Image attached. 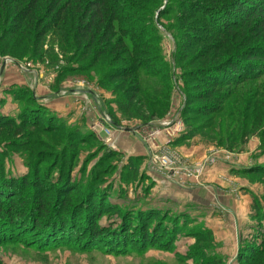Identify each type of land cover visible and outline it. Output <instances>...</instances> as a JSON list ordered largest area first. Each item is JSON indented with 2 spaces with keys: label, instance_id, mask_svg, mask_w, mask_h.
I'll use <instances>...</instances> for the list:
<instances>
[{
  "label": "rangeland",
  "instance_id": "374dc122",
  "mask_svg": "<svg viewBox=\"0 0 264 264\" xmlns=\"http://www.w3.org/2000/svg\"><path fill=\"white\" fill-rule=\"evenodd\" d=\"M167 2L165 0L164 3ZM154 27L162 34V40L159 43L161 60L150 57L154 62L153 70H170L176 89H172V105L168 114L148 124L137 118H124L113 104L120 91L121 80L105 86L101 78L106 74L101 76L96 71H93L96 75H61L68 64L61 61L56 65L54 62V53L59 54L55 43L46 44L48 53L44 60L23 53L24 46L28 45L25 40L15 46L20 58L0 56V117L16 118L23 108L30 105L24 101L32 96L31 92L33 98L46 108L69 97L75 100L73 106L79 107V111L76 109L71 116L58 113L57 118L66 121L59 132L44 133V119L36 127L29 122L23 123L20 134L16 128L0 126V179L20 180L27 173L26 164H34L38 159V172L45 169L42 180L45 183L50 181V184L46 183L48 193L42 198L49 202L54 200V206L59 203L65 213L63 217L58 216L52 229H46L42 218L35 216L31 225L39 228L32 227L28 233L16 237L17 226L7 223L3 216L5 213L0 212V264H264V135L251 134L246 143L239 142L234 149H228L230 140L233 143L240 141L241 132L237 129L242 128L238 126L239 121L244 118L249 126L254 122L256 125L257 116L251 112L247 120L246 115L236 119L230 117V110L227 111L223 105L221 115L188 123L186 118L194 114L185 113L188 96L182 90L198 94L205 89L193 91L195 81L181 78L182 71L174 57L177 43L159 24L154 22ZM22 76L30 82L36 81L37 86L34 90L25 87L29 93L20 102L9 93L13 87L9 91L4 88L9 81ZM239 90L245 106L247 99L260 98L264 102V74L245 83ZM10 104L14 109L9 111L10 116H6L4 113ZM87 106L103 110L115 125L128 128L148 129L171 120L181 122L182 135L167 147L170 157L181 170L171 180L163 181L181 188L184 201L201 194L211 202L213 210L203 211L200 207L193 211V207L179 203L152 209L150 205L146 207L147 198L150 195L156 197L151 190L159 178H154L155 182L149 179L145 175L147 166L142 169V163L133 173L127 167L128 160L120 156L110 157L97 140L73 137L70 147H66L67 152L61 154V149L66 146V132L72 129L85 132L89 128ZM215 106L220 109L222 104L215 103ZM260 110L264 116V107ZM208 125L207 130L197 132V128ZM209 159H215V162L205 164ZM198 163L202 164L199 175L185 169H193ZM62 165L65 171L72 165L75 184L67 189L61 188L54 180ZM52 181L55 183L51 184ZM91 183L93 187L88 192ZM244 187L252 189L254 194L246 192ZM98 188L100 194L97 193ZM35 189L32 187L30 193L34 200L41 194ZM58 191L63 193L58 194ZM0 201L7 209H13L10 205L15 202L19 208L18 204L21 205L23 200L21 196L8 198L1 194ZM151 210H155V215L145 219L142 214ZM70 216L72 221L68 218ZM145 223L148 229L142 234ZM93 231L99 234L96 239H91Z\"/></svg>",
  "mask_w": 264,
  "mask_h": 264
},
{
  "label": "trees",
  "instance_id": "16d2710c",
  "mask_svg": "<svg viewBox=\"0 0 264 264\" xmlns=\"http://www.w3.org/2000/svg\"><path fill=\"white\" fill-rule=\"evenodd\" d=\"M164 2L165 0H0V56L20 58L15 46L25 40L28 45L24 46L23 53L44 60L48 53V50L45 51L46 44L55 43L59 54L54 53V62L56 65L61 61L68 64L61 75L106 74L101 78L105 86L121 80L120 91L113 104L119 108L124 118H137L148 124L161 120L168 114L172 105V89H176L170 70H153L154 62L151 58L161 60L159 43L162 40V34L154 27L155 22L171 34L177 43L174 57L182 71L181 78L195 81L193 91L205 89V92L198 94L182 90L188 96L184 111L194 114L191 118H186V121L191 123L199 118L221 115L223 105H226L227 111L230 110V117L239 119V116L246 115L247 120L248 114L252 112L258 120L256 125L254 122L251 126L244 118L240 120L238 126L242 129H237L241 132L240 141H227L230 145L228 149H234L239 142L246 143L251 134L264 135V116L260 110L264 107V102L260 98L247 99L245 106L244 97L239 90L245 83L257 80L264 74V0ZM152 24L153 27L150 28L149 25ZM161 74L164 76L160 78ZM232 78L234 79L231 80ZM226 88L229 91L222 93ZM117 89L118 87L115 91ZM9 93L21 102L29 92L26 88L13 87ZM31 94V97L23 100L30 105L23 108L16 118L0 117V126L16 128V132L20 134L23 123L29 122L32 127H36L44 119V133L61 131L66 121L57 118L33 98L32 92ZM215 103L222 104V107L218 109ZM209 127L197 128V132ZM76 136L83 140L87 138L99 141L91 131L72 129L66 132V146L61 149V154L67 152L66 147H70V140ZM99 142L110 157H121ZM140 162L139 159H129L127 167L136 173ZM39 163L38 159L34 164L27 163V173L20 180L0 179V196H21L23 200L21 205L18 204L19 208H16L15 202L10 205L13 209H7L0 201V212L5 213V221L17 226L16 237L28 233L32 227L39 228L31 225L35 216L42 218L46 229H52L58 216L63 217L65 214L59 203L54 206V200L49 202L42 198L48 193L46 185L50 181L46 184L42 180L45 169H39L38 172ZM71 166L65 171L62 165L57 171L54 180L61 188L67 189L75 184ZM32 187L41 191L40 197L37 196L35 200L30 195ZM92 187L91 183L88 192ZM100 191L98 188L97 193L100 194ZM59 193L63 191H58ZM154 212L155 210H151L142 216L149 220L155 215ZM68 218L72 221V216ZM143 228L142 234L148 229L147 223ZM153 231L154 229L151 230ZM98 235L93 231L91 239H96Z\"/></svg>",
  "mask_w": 264,
  "mask_h": 264
},
{
  "label": "built area",
  "instance_id": "2783aa9c",
  "mask_svg": "<svg viewBox=\"0 0 264 264\" xmlns=\"http://www.w3.org/2000/svg\"><path fill=\"white\" fill-rule=\"evenodd\" d=\"M97 108H100L98 104ZM95 116L90 119V131L112 152L119 154L120 151L114 140L115 133H128L141 142L147 150V173L155 178L168 181L172 176L180 173L179 168L173 158L170 157L168 146L173 144L175 139L182 135L183 125L178 120H171L152 128H128L115 125L110 116L103 110H97ZM215 162V159L205 161V164ZM194 167V166H193ZM188 173L199 172L202 170V164H197L193 169L185 168ZM205 169V168H204ZM203 169V170H204Z\"/></svg>",
  "mask_w": 264,
  "mask_h": 264
},
{
  "label": "crops",
  "instance_id": "0c3cea01",
  "mask_svg": "<svg viewBox=\"0 0 264 264\" xmlns=\"http://www.w3.org/2000/svg\"><path fill=\"white\" fill-rule=\"evenodd\" d=\"M7 86L4 88L6 91H9L11 87H21V88H25V87H29L32 90H34L36 88V81L30 82L28 80H26L23 76L21 77V79H12L11 81H9L7 84ZM63 90V89H62ZM76 99V98H75ZM63 101V102H62ZM77 101V100H76ZM73 102L75 103L74 98L69 97L66 100H59L56 103H53L51 106L47 107L53 114H55L58 117V113H62L65 115H69L71 116L72 112H74L76 109L79 111V107L76 104L73 106ZM88 103L90 104L91 102L88 101ZM42 105V104H41ZM45 107V105H43ZM75 107V108H74ZM87 120L90 122V119H92L95 114L98 112V109H95L93 106H87ZM14 108L12 107V105L10 104L9 109L6 110V116H10V112L11 110H13ZM87 131L90 132V129L87 128ZM114 140L116 142V145L120 151L119 155H121L122 158H124L125 160H129V159H139L141 160L140 163H142V169H146V164H147V150L146 147L139 142L136 138L132 137L130 134L128 133H115L114 136ZM100 141V140H99ZM242 169V167H241ZM235 171H240L239 169H236ZM145 175L151 179L153 182L154 181V176L148 175L147 173V169L145 171ZM157 178V177H156ZM156 186L152 188L151 193L155 194L156 197H152L150 195L149 198H147L148 200H146V207H148V205H150L151 209L152 208H157V207H161L164 205H175L176 203L181 204L183 206H188V207H193V211H197L200 209L201 210H213V208L211 207V202L207 201L204 197H201V194H197V196H195V198L191 199L190 201H184L183 200V194L180 193L181 192V188L174 186L173 184H170L169 182H165L162 179H158V182H155ZM199 190V189H198ZM244 190H246V192H250L252 194H254V191L252 189H250L249 187H244ZM159 200V201H158ZM161 200V201H160ZM148 209V208H147ZM211 210V211H212Z\"/></svg>",
  "mask_w": 264,
  "mask_h": 264
}]
</instances>
